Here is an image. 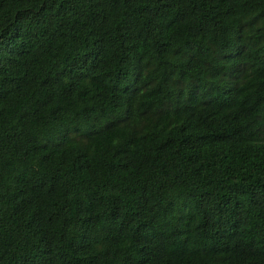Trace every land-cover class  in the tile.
<instances>
[{
  "label": "trees",
  "instance_id": "obj_1",
  "mask_svg": "<svg viewBox=\"0 0 264 264\" xmlns=\"http://www.w3.org/2000/svg\"><path fill=\"white\" fill-rule=\"evenodd\" d=\"M0 264H264V0H0Z\"/></svg>",
  "mask_w": 264,
  "mask_h": 264
}]
</instances>
